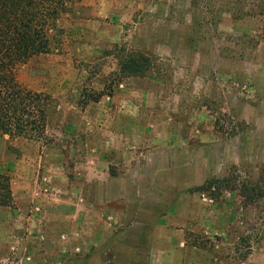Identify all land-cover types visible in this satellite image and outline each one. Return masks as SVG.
I'll list each match as a JSON object with an SVG mask.
<instances>
[{
  "label": "rangeland",
  "instance_id": "obj_1",
  "mask_svg": "<svg viewBox=\"0 0 264 264\" xmlns=\"http://www.w3.org/2000/svg\"><path fill=\"white\" fill-rule=\"evenodd\" d=\"M64 5L14 68L44 135L0 134V264H264V0Z\"/></svg>",
  "mask_w": 264,
  "mask_h": 264
},
{
  "label": "trees",
  "instance_id": "obj_2",
  "mask_svg": "<svg viewBox=\"0 0 264 264\" xmlns=\"http://www.w3.org/2000/svg\"><path fill=\"white\" fill-rule=\"evenodd\" d=\"M65 1L67 0H0L2 135L35 140L44 135L45 112L40 95L21 88L15 80L14 68L28 58L48 51V32L56 30L55 23L65 10ZM237 15L232 12V17H238ZM117 62L119 81L124 78L145 77L151 70V59L141 52L128 51L120 54L117 56ZM3 191L5 194H0L2 207L7 206L9 201L8 188H3Z\"/></svg>",
  "mask_w": 264,
  "mask_h": 264
}]
</instances>
